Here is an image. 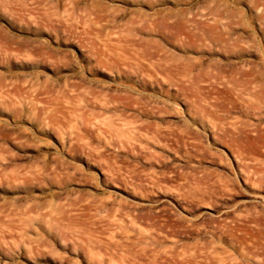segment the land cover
<instances>
[{"label":"rangeland","instance_id":"obj_1","mask_svg":"<svg viewBox=\"0 0 264 264\" xmlns=\"http://www.w3.org/2000/svg\"><path fill=\"white\" fill-rule=\"evenodd\" d=\"M263 161L264 0H0V264H264Z\"/></svg>","mask_w":264,"mask_h":264},{"label":"bare ground","instance_id":"obj_2","mask_svg":"<svg viewBox=\"0 0 264 264\" xmlns=\"http://www.w3.org/2000/svg\"><path fill=\"white\" fill-rule=\"evenodd\" d=\"M221 130V133H220V140L222 141V142H224L234 153H235V155L237 156V157H240L241 159H244V158H242V156H243V154L245 153V157L247 156V154H246V151H245V149L246 148H244L243 150L245 151V152H242L243 150H242V148H243V146H241V144H240V141L238 140V138H237V136L235 135V133L234 132H232V130H229L228 128L227 129H220ZM226 136H227V138H226ZM242 147V148H241ZM243 153V154H242ZM248 153H250V152H248ZM253 154H256L255 152L253 153ZM258 154V153H257ZM256 154V155H257ZM251 155H252V153H251ZM256 155H254V156H256ZM254 156L252 155L251 157L253 158V159H256L258 156H259V159H262L261 157H260V155L258 154V156L256 157V158H254ZM262 156V155H261ZM248 156H247V160H248ZM240 159V160H241ZM246 159V158H245ZM244 159V160H245ZM259 159H256V160H258L259 161ZM249 160H250V158H249ZM263 160V159H262ZM253 161H255V160H253ZM258 161H255V162H257V166L259 167L260 166V168L259 169H261V166L262 165H259V164H261V163H259ZM261 161V160H260ZM241 162H243V160L241 161ZM263 163H264V161H263ZM246 164V163H245ZM244 164V165H245ZM244 165H242V166H244ZM246 165H249L250 166V164L249 163H247ZM248 166V167H249ZM245 167V166H244ZM253 167V166H252ZM256 167V166H255ZM258 167H257V169H258ZM246 168V167H245ZM249 169H250V171L251 170H253V168H251V167H249ZM263 169V168H262ZM261 169V170H262ZM243 171H245L244 169H242ZM246 170H248V168L246 169ZM249 171V170H248ZM248 171H246L245 173L248 175ZM252 172V171H251ZM258 172H259V170H258ZM249 174H250V172H249ZM253 175L255 174V170H254V172L252 173ZM247 175H245L247 178L249 177V175L247 176ZM253 175H252V177H253ZM262 175V174H261ZM259 176V175H258ZM245 177V178H246ZM251 177V176H250ZM249 177V178H250ZM251 177V178H252ZM262 177V176H261ZM249 178H248V180H249ZM254 178V177H253ZM252 178V179H253ZM263 178V177H262ZM261 178V179H262ZM259 179V178H258ZM261 181V180H260ZM257 182H259V180L257 181ZM200 183H202V177L201 178H199V179H197L196 180V182H195V186H189L188 188H187V190H186V192L188 193V194H191V195H195V194H198V197L199 198H203L204 197V195L206 194V193H208L206 190H204V189H202L199 185H200ZM205 193V194H204ZM240 215V214H239ZM242 216V215H241ZM254 216V215H253ZM252 216V217H253ZM252 217H249L250 219L252 218ZM256 216H254V218L253 219H257V218H255ZM244 218V217H243ZM251 221H253V220H251ZM255 221V220H254ZM224 224V223H223ZM222 224V228L223 229H225V226ZM230 226V225H229ZM219 228V229H221V230H223L222 228ZM231 227V229H233L232 227L233 226H230ZM227 229H229V228H227ZM231 229H229V230H231ZM226 230V229H225Z\"/></svg>","mask_w":264,"mask_h":264}]
</instances>
